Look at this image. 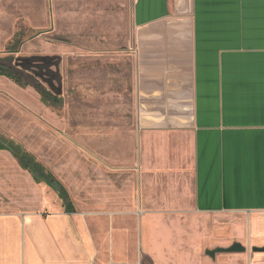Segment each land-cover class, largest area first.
Segmentation results:
<instances>
[{"label": "crops", "instance_id": "1", "mask_svg": "<svg viewBox=\"0 0 264 264\" xmlns=\"http://www.w3.org/2000/svg\"><path fill=\"white\" fill-rule=\"evenodd\" d=\"M59 5L57 20L90 44L93 104L104 101L105 123L120 124L103 129L101 113L95 114L92 150H104L112 164L120 161L122 172L137 171L138 182H157L147 178L151 172L157 180L167 172L169 182H192L176 196L186 202L179 209L146 211L147 197L140 195L148 219L140 225V248L148 251L153 241L161 252L169 251L173 264H264V0H59ZM25 6L32 25L34 12L48 18L46 3L25 0ZM1 17L0 6V26ZM0 153L21 167L9 151ZM129 217L128 211H95L72 238L65 215H25L24 264L52 262L50 245L57 238L64 250L79 249L70 255L78 264H86L88 249L99 259L109 250L119 262L132 251ZM167 217L187 219L188 251L178 239L184 229L177 221L155 227L154 220ZM18 233L16 225H0V260L7 253L11 260L3 264L18 262ZM4 234L13 236L8 248ZM235 243L245 249L229 251ZM203 246L207 253L201 258L197 250ZM64 250L59 256L66 259Z\"/></svg>", "mask_w": 264, "mask_h": 264}, {"label": "rangeland", "instance_id": "2", "mask_svg": "<svg viewBox=\"0 0 264 264\" xmlns=\"http://www.w3.org/2000/svg\"><path fill=\"white\" fill-rule=\"evenodd\" d=\"M34 2L39 5L43 3L44 6L46 3L48 18L44 19L43 13L34 12L33 18L37 24L32 25V20L26 18L25 0H0L2 16L0 56L10 54V47L14 46L13 43L17 39L19 41L16 45L17 52L12 55L14 64H24L41 70V63L49 62L50 70H53L55 75L50 71L51 86L48 83L44 84L49 89L59 91L64 102L61 107L48 106L42 102L41 95L35 87H20L9 78L0 76V135L22 145L52 171L66 187L76 212L65 213L62 201L53 189L44 183H36L29 172L23 170L11 155L0 153V225H16L19 228V233L15 235L19 258L18 262L14 263L24 264L25 215H38L45 219L53 215H65L66 228L71 231L70 236L74 238L75 233L83 229L86 220H90L91 214L95 211L100 213L128 211L130 217L127 219V225L131 238L129 248L132 251H127L126 257L118 262L111 259L109 250L106 251V259L105 250H102L103 257L99 259L95 256L94 250L88 249L89 257L85 263L173 264L169 251L161 252L153 241H148V251L144 252L142 246L140 248V225L146 220L140 208V195L144 193L147 197L144 204L146 211L179 209L180 205L184 206L186 202L182 201L184 203L181 204L177 201L179 197L176 200V196L191 188L192 182H169L167 172L162 173L158 180L151 172L147 178L155 179L157 182H138L137 171L122 172L120 161H116V164L114 162V165L106 158L104 150L100 154L92 150L90 131L95 127V114L101 113L104 120L101 124L103 129L106 125L120 124L105 123L107 115L105 102L103 101L102 106H97L93 104L95 101L91 100L90 44L79 41L80 38L74 35L73 26H64L57 20L59 0ZM44 56L49 60L42 61L40 58ZM113 166L115 170L112 169ZM124 178L130 182H122ZM154 221L157 229L161 226H170L177 221L184 229L183 234L178 235V239H182L181 242L184 243L183 252L191 248L187 245V238L191 236H188L190 229L187 219L167 217ZM186 230L189 231L185 232ZM8 235H5L3 242L6 248L13 238ZM165 243V247L168 248L169 242ZM56 244L50 245L49 250L50 254L55 255L54 259L52 262L49 259L45 260L44 264L79 263V260L70 258V255L78 253L79 249L69 246L64 250L58 238ZM63 250L66 251V259L59 256V252ZM197 251L198 257H206V247L203 246ZM9 256V253L5 254L0 262L3 264L11 261Z\"/></svg>", "mask_w": 264, "mask_h": 264}, {"label": "trees", "instance_id": "3", "mask_svg": "<svg viewBox=\"0 0 264 264\" xmlns=\"http://www.w3.org/2000/svg\"><path fill=\"white\" fill-rule=\"evenodd\" d=\"M19 41L15 39L13 45L10 47L7 56H0V76H4L12 80L20 87H35L36 91L41 95L42 101L48 106L61 107L64 98L59 91L49 89L44 83L51 86V64L49 62L41 63V70L38 68H30L24 64H14L12 61L13 53L17 52L16 45ZM42 61H48L47 56L40 58ZM38 65V64H36ZM44 65V66H43ZM44 67L46 69L44 70ZM51 71V72H50ZM53 75L54 72H52ZM59 75V72H56ZM54 79V78H53ZM37 80V82H35ZM55 80V79H54ZM0 150L9 151L20 163L21 167L29 171L36 183H44L53 189L61 199L63 207L67 213H74L76 211L75 205L64 184L41 162H39L35 155L26 151L22 145L16 143L14 140L5 138L0 135Z\"/></svg>", "mask_w": 264, "mask_h": 264}, {"label": "water", "instance_id": "4", "mask_svg": "<svg viewBox=\"0 0 264 264\" xmlns=\"http://www.w3.org/2000/svg\"><path fill=\"white\" fill-rule=\"evenodd\" d=\"M245 248L241 245V244H239V243H235V244H233L228 250L229 251H243ZM257 249V248H256ZM264 249V248H263ZM209 254H211V255H214L215 254V252L214 251H209Z\"/></svg>", "mask_w": 264, "mask_h": 264}]
</instances>
